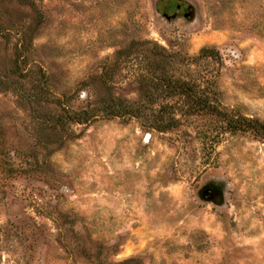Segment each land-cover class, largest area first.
I'll return each instance as SVG.
<instances>
[{"label":"rangeland","instance_id":"1","mask_svg":"<svg viewBox=\"0 0 264 264\" xmlns=\"http://www.w3.org/2000/svg\"><path fill=\"white\" fill-rule=\"evenodd\" d=\"M238 117L264 122V0H0V264H264Z\"/></svg>","mask_w":264,"mask_h":264},{"label":"trees","instance_id":"2","mask_svg":"<svg viewBox=\"0 0 264 264\" xmlns=\"http://www.w3.org/2000/svg\"><path fill=\"white\" fill-rule=\"evenodd\" d=\"M100 111V112H99ZM65 115H60L58 125L68 128L69 123H84L86 121L91 120L96 117L100 113L106 116H120L127 114H134L135 109L132 104H126L122 100L120 101H105L103 104L99 106L87 107L82 109H66ZM240 121V122H239ZM168 124L160 125L159 127L162 129H166ZM235 129L241 130H254L264 134V122H261L257 118H249V117H238L235 122ZM75 133L73 130L71 134Z\"/></svg>","mask_w":264,"mask_h":264}]
</instances>
